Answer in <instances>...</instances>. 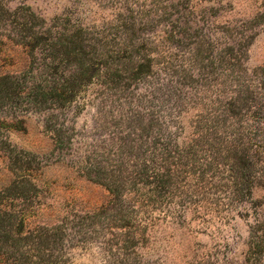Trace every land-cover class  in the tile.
Segmentation results:
<instances>
[{"label":"rangeland","instance_id":"1","mask_svg":"<svg viewBox=\"0 0 264 264\" xmlns=\"http://www.w3.org/2000/svg\"><path fill=\"white\" fill-rule=\"evenodd\" d=\"M0 264H264V0H0Z\"/></svg>","mask_w":264,"mask_h":264},{"label":"trees","instance_id":"2","mask_svg":"<svg viewBox=\"0 0 264 264\" xmlns=\"http://www.w3.org/2000/svg\"><path fill=\"white\" fill-rule=\"evenodd\" d=\"M7 79H9V78H7V77H0V82H1V85L2 86L6 83Z\"/></svg>","mask_w":264,"mask_h":264}]
</instances>
